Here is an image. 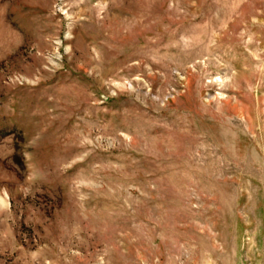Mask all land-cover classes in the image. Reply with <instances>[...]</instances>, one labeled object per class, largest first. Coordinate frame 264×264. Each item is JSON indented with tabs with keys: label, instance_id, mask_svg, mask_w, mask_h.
Returning a JSON list of instances; mask_svg holds the SVG:
<instances>
[{
	"label": "rangeland",
	"instance_id": "obj_1",
	"mask_svg": "<svg viewBox=\"0 0 264 264\" xmlns=\"http://www.w3.org/2000/svg\"><path fill=\"white\" fill-rule=\"evenodd\" d=\"M0 264H264V0H0Z\"/></svg>",
	"mask_w": 264,
	"mask_h": 264
}]
</instances>
